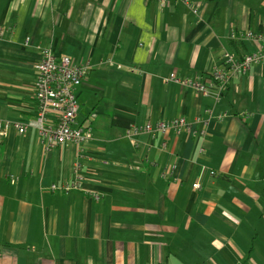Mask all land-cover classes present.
I'll use <instances>...</instances> for the list:
<instances>
[{"label":"crops","instance_id":"1","mask_svg":"<svg viewBox=\"0 0 264 264\" xmlns=\"http://www.w3.org/2000/svg\"><path fill=\"white\" fill-rule=\"evenodd\" d=\"M190 3L0 0V122L35 117L51 48L87 67L92 128L50 149L35 128L0 133V264H264V61L228 62L264 46V0ZM216 68L219 98L168 80ZM178 117L192 132L126 134Z\"/></svg>","mask_w":264,"mask_h":264},{"label":"built area","instance_id":"2","mask_svg":"<svg viewBox=\"0 0 264 264\" xmlns=\"http://www.w3.org/2000/svg\"><path fill=\"white\" fill-rule=\"evenodd\" d=\"M166 3L168 0H159ZM191 5L190 0H181ZM264 61V46L260 50L244 55L237 60L232 55L229 57V69L235 73L246 74L251 65ZM37 79L35 82V99L37 101V112L35 117L26 123L0 122V133L6 134L8 127L16 129L19 133H25L30 128H35L47 149L62 146L68 143L79 145L92 137V128L86 123L78 120L80 104L78 102L77 90L82 79L87 73V67L75 64L67 56L57 57L51 48L41 50V59L36 65ZM229 69L216 68L210 73L209 82H205L203 76L195 78L180 79L172 75L168 80L177 82L184 87H191L197 92L207 95L209 89L217 87L220 93L227 88L230 78ZM225 116V115H224ZM174 129L192 132L191 123L178 117L171 121H164L156 124L150 122L137 125L132 124L127 128L126 134L134 136L141 132L155 135L157 132H166ZM161 148L165 149L166 144L162 143ZM215 175V171H210ZM194 188L199 189L201 185L194 183ZM55 187V186H54ZM53 187V188H54Z\"/></svg>","mask_w":264,"mask_h":264}]
</instances>
